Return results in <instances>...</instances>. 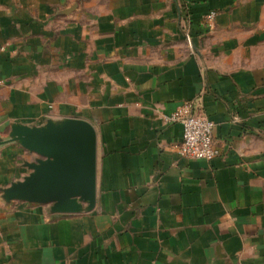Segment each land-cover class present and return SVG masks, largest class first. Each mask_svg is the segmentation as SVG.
Segmentation results:
<instances>
[{
  "label": "crops",
  "instance_id": "crops-1",
  "mask_svg": "<svg viewBox=\"0 0 264 264\" xmlns=\"http://www.w3.org/2000/svg\"><path fill=\"white\" fill-rule=\"evenodd\" d=\"M184 103L211 160L179 153ZM64 117L96 130L95 206L4 202L35 156L0 146V264H264V0H0V134Z\"/></svg>",
  "mask_w": 264,
  "mask_h": 264
},
{
  "label": "water",
  "instance_id": "water-1",
  "mask_svg": "<svg viewBox=\"0 0 264 264\" xmlns=\"http://www.w3.org/2000/svg\"><path fill=\"white\" fill-rule=\"evenodd\" d=\"M16 143L35 157L28 173L1 188V198L49 204L52 213L90 211L96 203L97 135L79 117L47 119L43 124L12 122L0 146Z\"/></svg>",
  "mask_w": 264,
  "mask_h": 264
},
{
  "label": "built area",
  "instance_id": "built-area-1",
  "mask_svg": "<svg viewBox=\"0 0 264 264\" xmlns=\"http://www.w3.org/2000/svg\"><path fill=\"white\" fill-rule=\"evenodd\" d=\"M215 12L208 14L207 19L213 21ZM190 103L176 107L167 117L170 122H177L182 128V140L179 153L185 157L200 160L213 159L218 150L213 139L212 120L192 111Z\"/></svg>",
  "mask_w": 264,
  "mask_h": 264
},
{
  "label": "rangeland",
  "instance_id": "rangeland-1",
  "mask_svg": "<svg viewBox=\"0 0 264 264\" xmlns=\"http://www.w3.org/2000/svg\"><path fill=\"white\" fill-rule=\"evenodd\" d=\"M7 134L5 132H3V136H6Z\"/></svg>",
  "mask_w": 264,
  "mask_h": 264
}]
</instances>
